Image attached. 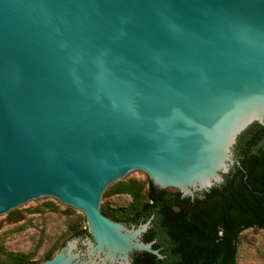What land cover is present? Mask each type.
Wrapping results in <instances>:
<instances>
[{
	"label": "water",
	"instance_id": "1",
	"mask_svg": "<svg viewBox=\"0 0 264 264\" xmlns=\"http://www.w3.org/2000/svg\"><path fill=\"white\" fill-rule=\"evenodd\" d=\"M264 125V0H0V221L56 200L84 215L35 264L161 257L100 211L113 182L143 173L182 197L234 165Z\"/></svg>",
	"mask_w": 264,
	"mask_h": 264
},
{
	"label": "trees",
	"instance_id": "2",
	"mask_svg": "<svg viewBox=\"0 0 264 264\" xmlns=\"http://www.w3.org/2000/svg\"><path fill=\"white\" fill-rule=\"evenodd\" d=\"M234 165L224 180L208 192L182 197L177 190L160 189L146 176L144 180H118L103 192L126 194L125 207L100 205L103 215L113 218L135 217L144 222L151 217L154 237L167 244L165 257L176 264H236L239 235L245 229L264 230V125L251 124L234 146ZM46 209H53L52 203ZM42 212L43 208L33 209ZM24 215L13 209L6 219L15 222ZM85 232L86 229H80ZM51 246L48 259L63 245ZM30 256L0 250V264H35Z\"/></svg>",
	"mask_w": 264,
	"mask_h": 264
},
{
	"label": "rangeland",
	"instance_id": "3",
	"mask_svg": "<svg viewBox=\"0 0 264 264\" xmlns=\"http://www.w3.org/2000/svg\"><path fill=\"white\" fill-rule=\"evenodd\" d=\"M145 178L140 173L132 179ZM129 201L126 194L109 193L105 204L117 208L126 206ZM47 203H52L53 209H46ZM37 208L43 211H32ZM20 212L24 217L18 221H0V250L30 256L31 262L45 260L44 254L51 246L65 242L74 229L85 228L84 215L56 200L36 202ZM236 264H264V230L245 229L240 233Z\"/></svg>",
	"mask_w": 264,
	"mask_h": 264
},
{
	"label": "flooded vegetation",
	"instance_id": "4",
	"mask_svg": "<svg viewBox=\"0 0 264 264\" xmlns=\"http://www.w3.org/2000/svg\"><path fill=\"white\" fill-rule=\"evenodd\" d=\"M117 208H120V207H117ZM151 217L148 218L150 220V223H151ZM108 218L116 222H121L128 227L137 226L138 224L143 223V222H134L136 219L135 217H131V218L130 217H122V218L108 217ZM150 223L146 231L142 234L141 240L143 242L152 241L153 242L152 248L157 249L161 257H158L155 254L145 252V251H133L130 253V259H131L130 263L131 264H176L175 262L168 261L167 257H165L166 251H167V246H166L167 242L162 238L154 237L155 235H160V233L158 231L157 232L153 231L151 229ZM87 235H88L87 231L82 232L80 231L79 228L74 229L71 234V236H76L80 240H83Z\"/></svg>",
	"mask_w": 264,
	"mask_h": 264
}]
</instances>
